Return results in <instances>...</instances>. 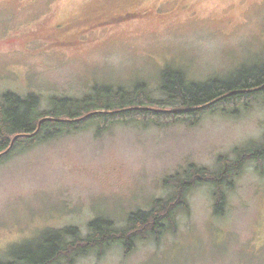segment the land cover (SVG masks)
I'll list each match as a JSON object with an SVG mask.
<instances>
[{"label":"rangeland","instance_id":"obj_1","mask_svg":"<svg viewBox=\"0 0 264 264\" xmlns=\"http://www.w3.org/2000/svg\"><path fill=\"white\" fill-rule=\"evenodd\" d=\"M263 62L264 0H0V96L36 94L40 113L95 85L146 83L161 99L166 69L201 84ZM239 112L209 113L193 128L82 130L12 157L0 167V262L48 232L74 227L87 236L96 220L123 228L131 213L169 199V178L192 166L218 171L221 157L263 143L264 100ZM232 186L222 216L205 185L161 242L72 264H264V177L249 164Z\"/></svg>","mask_w":264,"mask_h":264},{"label":"trees","instance_id":"obj_2","mask_svg":"<svg viewBox=\"0 0 264 264\" xmlns=\"http://www.w3.org/2000/svg\"><path fill=\"white\" fill-rule=\"evenodd\" d=\"M159 79L161 99L152 96L146 83L136 85L133 90L93 85L84 99L55 98L51 109L43 113L39 112L40 98L36 94L21 97L11 91L4 93L0 96V145L3 144L0 152H4L0 155V167L16 155L74 132L88 129L106 132L118 125L131 124L161 129L184 123L193 128L209 113L237 115L243 107L264 100V62L243 66L228 80L214 79L200 84L190 82L183 73L167 69ZM229 94L232 95L226 97ZM223 97L226 99L215 101ZM45 118L50 120L39 131V123ZM18 135L23 136L10 149ZM236 157L232 161L221 157V167L215 172L192 166L182 176L169 178L166 183L174 185L169 199L157 200L148 211L131 213L123 228L115 227L112 221L96 220L89 223L91 233L87 236L74 227L48 232L41 243L24 246L13 254L11 261L0 264H59L62 260L72 264L95 252L103 258L115 246L130 252L138 242L154 236L161 242L164 233H176L177 211L190 213L187 199L191 191L205 185L213 187V211L222 216L226 209L224 188L233 189V176L243 175L249 164H255L256 172L264 177V142L236 150Z\"/></svg>","mask_w":264,"mask_h":264},{"label":"water","instance_id":"obj_3","mask_svg":"<svg viewBox=\"0 0 264 264\" xmlns=\"http://www.w3.org/2000/svg\"><path fill=\"white\" fill-rule=\"evenodd\" d=\"M231 95H232V94H229V95H227L226 97L231 96ZM226 97L220 98V99L215 100V101H216V102H220V100H223L224 98L226 99ZM46 120H50V118H45L44 120H41V121H40V123H39V129H38L39 131H40L42 125L44 124V122H45ZM21 136H23V135H18V136H16V137L13 139L12 145H10V146H11L10 149L13 148V145L16 143V141H17ZM25 136L33 137L32 135H25ZM10 149H9V151H10Z\"/></svg>","mask_w":264,"mask_h":264},{"label":"flooded vegetation","instance_id":"obj_4","mask_svg":"<svg viewBox=\"0 0 264 264\" xmlns=\"http://www.w3.org/2000/svg\"><path fill=\"white\" fill-rule=\"evenodd\" d=\"M3 145V144H2ZM2 145H0V148L2 147ZM4 152H0V155L3 154Z\"/></svg>","mask_w":264,"mask_h":264}]
</instances>
